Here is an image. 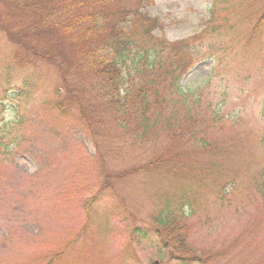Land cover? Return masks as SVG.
Here are the masks:
<instances>
[{
	"label": "rangeland",
	"instance_id": "rangeland-1",
	"mask_svg": "<svg viewBox=\"0 0 264 264\" xmlns=\"http://www.w3.org/2000/svg\"><path fill=\"white\" fill-rule=\"evenodd\" d=\"M10 8L0 0V264H47L56 253L54 264H264V190L254 183L264 166V23L256 29L264 0H148L142 10L157 19V39L201 34L185 50L192 56L179 85L204 86L203 119L217 111L222 121L209 129L216 150L182 159L195 167L186 172L190 204L157 174L114 176L112 189L98 190L105 174L77 111L64 118L53 107L59 68L35 56L43 37L19 40ZM17 54L31 66H16ZM226 140L233 144L222 149ZM122 147L106 153L108 170L132 162ZM164 202L187 216L196 259H172L152 235L149 216Z\"/></svg>",
	"mask_w": 264,
	"mask_h": 264
},
{
	"label": "trees",
	"instance_id": "trees-1",
	"mask_svg": "<svg viewBox=\"0 0 264 264\" xmlns=\"http://www.w3.org/2000/svg\"><path fill=\"white\" fill-rule=\"evenodd\" d=\"M8 1L11 15L21 21L19 40L43 37L46 47L42 53L33 49L35 56L59 68L62 85L55 90L53 107L64 118L77 111L75 119L87 131L98 166L105 174V183L98 190L112 189L114 176L157 174L177 182L174 198L178 203H192L194 185L185 180L188 169L195 167L182 159L216 150L219 143L209 137V129L222 121L217 111L212 119H203L204 100L199 93L204 86L185 89L179 85L192 56L185 50L201 34L178 43L155 38L153 31L159 23L142 12L148 0ZM262 18L258 30L264 23ZM31 60L17 54L13 61L27 68ZM178 98L182 107L174 109ZM209 105L205 102L206 107ZM226 141L229 143H222V149L233 144ZM117 145H123L119 150L126 149L132 162L124 169L108 170L106 153L113 154ZM212 166L201 170L211 175ZM254 183L264 190V166ZM160 205L149 216L155 226L152 235L172 259H196L188 244L187 216L176 214L171 202ZM131 227L133 234L147 237L139 227ZM56 254L47 264H54Z\"/></svg>",
	"mask_w": 264,
	"mask_h": 264
}]
</instances>
